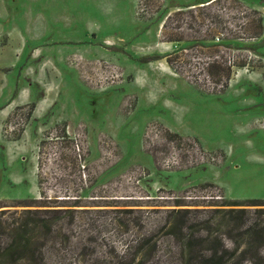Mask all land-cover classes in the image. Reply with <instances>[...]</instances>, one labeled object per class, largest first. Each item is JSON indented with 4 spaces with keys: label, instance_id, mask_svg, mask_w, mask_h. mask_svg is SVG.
Wrapping results in <instances>:
<instances>
[{
    "label": "rangeland",
    "instance_id": "obj_1",
    "mask_svg": "<svg viewBox=\"0 0 264 264\" xmlns=\"http://www.w3.org/2000/svg\"><path fill=\"white\" fill-rule=\"evenodd\" d=\"M65 7L68 40L90 51L69 107L85 117L62 99L4 125L0 246L24 226L33 264L259 263L239 254L264 219L248 202L264 204V0H0L18 16ZM107 66L122 76L102 87ZM147 91L165 108L136 112Z\"/></svg>",
    "mask_w": 264,
    "mask_h": 264
},
{
    "label": "crops",
    "instance_id": "obj_2",
    "mask_svg": "<svg viewBox=\"0 0 264 264\" xmlns=\"http://www.w3.org/2000/svg\"><path fill=\"white\" fill-rule=\"evenodd\" d=\"M7 7L10 9L6 3ZM10 10L0 12V34L2 33L7 39L3 47H0V138L2 139V131L9 118L15 111L27 105L33 106L31 112L33 116H44L53 110L58 102L65 99L69 115L75 120L84 119L85 116L80 114V111L75 112L69 107L75 104L76 83L79 82L83 86L85 83L82 70L75 67L78 63L84 64V61L88 60L90 51L79 43L72 45L68 40V28L62 26V23L67 25L73 22L68 7L62 8L64 13L49 15L40 11L38 14L30 12L18 16V14L12 15ZM1 21L7 22L8 27ZM73 29L75 30V27ZM140 71L148 75V71L141 68ZM157 82L158 85H162L160 80ZM137 86L140 88L139 85ZM144 87L143 90L147 88ZM38 89L41 92L40 97H36ZM229 95H231L230 91L220 96L225 98ZM200 97L202 98V95ZM210 97L213 99V96ZM238 97L241 99L243 96L240 93ZM160 102L165 108V94L152 97L149 96L148 91L143 92L140 94L136 112L139 113L142 106L150 107ZM166 126L175 134L193 135L168 124ZM215 150H222L227 155L230 153L223 145H219ZM9 159L14 161L18 160V157L12 152L10 158L8 154L6 164Z\"/></svg>",
    "mask_w": 264,
    "mask_h": 264
},
{
    "label": "trees",
    "instance_id": "obj_3",
    "mask_svg": "<svg viewBox=\"0 0 264 264\" xmlns=\"http://www.w3.org/2000/svg\"><path fill=\"white\" fill-rule=\"evenodd\" d=\"M169 62L171 63V61ZM32 108L33 106L31 109ZM167 134L171 139L179 136L174 133ZM248 202L252 203L251 206H264L262 200H250ZM234 206H239V204H235ZM239 211L246 212L245 209H241ZM258 212L264 215V209H259ZM23 227L20 226L17 229L14 238L9 243L4 244V246H0V264H33L37 261L34 257L35 254L28 255L25 253L28 252L29 244L23 239L22 234L25 233V231H22ZM242 235L246 238V245L245 249L240 252L239 257L247 260V258L253 254L252 259L255 257L259 258V263H256L255 261V264H264V253H262L264 250V219L262 221H255L246 227L243 230ZM239 249L240 247L238 246L233 250L232 254L235 257L237 256ZM204 261L207 263L203 264H240V260L237 258L226 259L224 254L218 255V252L214 253L211 258L205 259Z\"/></svg>",
    "mask_w": 264,
    "mask_h": 264
},
{
    "label": "built area",
    "instance_id": "obj_4",
    "mask_svg": "<svg viewBox=\"0 0 264 264\" xmlns=\"http://www.w3.org/2000/svg\"><path fill=\"white\" fill-rule=\"evenodd\" d=\"M216 41H220V37H217L216 38ZM215 41V42H216ZM232 63V62H231ZM100 83L102 84V87H104V83L106 81V79L108 80L109 78H116V79H121V76H122V73L120 72V70L116 67H111V66H107L106 67V70L102 72H100ZM105 75V77H104ZM202 153H205L203 150H202Z\"/></svg>",
    "mask_w": 264,
    "mask_h": 264
}]
</instances>
